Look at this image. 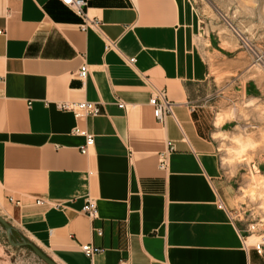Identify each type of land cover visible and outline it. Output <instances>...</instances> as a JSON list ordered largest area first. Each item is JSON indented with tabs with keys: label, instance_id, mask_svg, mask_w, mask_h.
I'll return each instance as SVG.
<instances>
[{
	"label": "crops",
	"instance_id": "obj_1",
	"mask_svg": "<svg viewBox=\"0 0 264 264\" xmlns=\"http://www.w3.org/2000/svg\"><path fill=\"white\" fill-rule=\"evenodd\" d=\"M86 11L116 49L59 0H0V215L57 264H262L219 188L189 0H91ZM154 88L174 104L162 121ZM62 101L102 112L76 118ZM74 128L94 135L85 155ZM87 243L100 251L87 257Z\"/></svg>",
	"mask_w": 264,
	"mask_h": 264
},
{
	"label": "rangeland",
	"instance_id": "obj_2",
	"mask_svg": "<svg viewBox=\"0 0 264 264\" xmlns=\"http://www.w3.org/2000/svg\"><path fill=\"white\" fill-rule=\"evenodd\" d=\"M189 2L197 17L195 40L208 64L198 96L220 159L219 188L247 243L263 242L264 264V0ZM238 137L254 146L241 152L233 142ZM11 233L12 242L0 223V264H47L22 239L57 264L13 227Z\"/></svg>",
	"mask_w": 264,
	"mask_h": 264
},
{
	"label": "built area",
	"instance_id": "obj_3",
	"mask_svg": "<svg viewBox=\"0 0 264 264\" xmlns=\"http://www.w3.org/2000/svg\"><path fill=\"white\" fill-rule=\"evenodd\" d=\"M63 5L70 8L79 18V28L81 31L92 30L97 33L103 41L104 50L109 51L116 49V41L107 36V34L103 30V22L96 18L90 17L86 11V7L91 0H59ZM127 62L130 65H133L135 62V58H128ZM88 65L86 63H82L77 71V76L81 81H84L88 74ZM149 104L153 109L154 118L157 121H162L164 116L173 115V102H171L166 95V92L162 89L154 88L153 92L149 98ZM119 108L124 107L123 102L117 103ZM57 107L64 111H70L74 117H88V116H96L99 115L102 110L101 107L93 103L91 101H62L57 103ZM72 133L75 135H80L84 138V142L79 147V151L81 154H87L89 148L94 144V135L87 130L74 128ZM168 150L172 149L171 142H168ZM167 166L166 160L164 159V155H162V159L159 162V167L165 169ZM36 203H41L40 200H37ZM219 207H222V204H219ZM81 211L87 215L90 219H93L97 216V204L92 199H85L84 204L82 206ZM81 251L87 256L91 257L100 249L92 246L91 244H82L80 245ZM254 250L261 254L263 251V242H257L254 244ZM121 264V263H120Z\"/></svg>",
	"mask_w": 264,
	"mask_h": 264
},
{
	"label": "water",
	"instance_id": "obj_4",
	"mask_svg": "<svg viewBox=\"0 0 264 264\" xmlns=\"http://www.w3.org/2000/svg\"><path fill=\"white\" fill-rule=\"evenodd\" d=\"M0 223L4 226L7 234H8V238L9 240L12 242V238H11V229L12 227L0 216ZM22 245L25 246H29L33 249V251L43 260L45 261L47 264H55L52 260H50L49 258H47L33 243H31L28 240H24L22 239V242L20 243Z\"/></svg>",
	"mask_w": 264,
	"mask_h": 264
},
{
	"label": "clouds",
	"instance_id": "obj_5",
	"mask_svg": "<svg viewBox=\"0 0 264 264\" xmlns=\"http://www.w3.org/2000/svg\"><path fill=\"white\" fill-rule=\"evenodd\" d=\"M227 118L228 119H234V117H232L231 114H229V116ZM225 139H227V137H225ZM245 140H248V142L245 143L244 142ZM233 142L241 145V147H240L241 152L245 151L248 147L254 146L250 143V138L238 137V138H235Z\"/></svg>",
	"mask_w": 264,
	"mask_h": 264
}]
</instances>
